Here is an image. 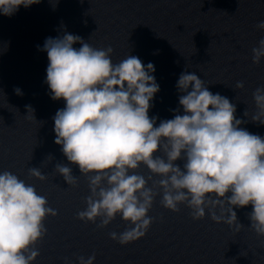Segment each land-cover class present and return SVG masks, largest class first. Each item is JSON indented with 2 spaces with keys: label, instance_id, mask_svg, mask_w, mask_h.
I'll return each instance as SVG.
<instances>
[{
  "label": "water",
  "instance_id": "95a60500",
  "mask_svg": "<svg viewBox=\"0 0 264 264\" xmlns=\"http://www.w3.org/2000/svg\"><path fill=\"white\" fill-rule=\"evenodd\" d=\"M260 20L264 0H40L10 17L0 14V172L10 171L33 185L58 213L44 221L47 233L36 245L40 255L33 264H64V257L78 264L76 256L93 253L94 264H264V236L250 227L251 205L234 208L243 225L237 232L213 221L207 209L199 220L185 205L172 212L161 206L158 195L149 212L154 222L143 237L125 245L109 237L128 226L119 215L105 228L97 227L99 218L96 223L79 220L90 194L88 178L54 142L53 117L65 101L51 99L45 83L47 53L37 48L67 31L94 47L111 46L113 63L128 54L145 65L153 63L160 91L149 116L158 117L157 126L174 118V109L183 114V93L176 84L182 72L195 73L209 91L236 105V117L246 121L240 127L264 137V124L251 120L256 110L252 93L264 84V58L254 64L251 53L264 37L255 27ZM237 81L244 82L243 89H235ZM28 105L35 119L26 117ZM58 163L72 169L75 186L55 171ZM176 163L182 167L184 161ZM29 168H39L47 179L29 176ZM140 172L150 175L144 166Z\"/></svg>",
  "mask_w": 264,
  "mask_h": 264
},
{
  "label": "clouds",
  "instance_id": "9594fccd",
  "mask_svg": "<svg viewBox=\"0 0 264 264\" xmlns=\"http://www.w3.org/2000/svg\"><path fill=\"white\" fill-rule=\"evenodd\" d=\"M39 2L0 0V14L10 17L21 6ZM255 27L264 31V20ZM77 43L79 48L74 47ZM37 48L47 53L45 83L51 99L65 101L53 117L54 142L88 178L90 194L77 213L79 220L96 223L99 218L97 227L105 228L119 215L128 226L109 237L125 245L146 234L159 195L161 206L172 212L185 205L199 220L207 209L213 221L237 232L243 225L234 208L251 205L250 227L264 236V137L240 127L246 121L236 117V105L227 97L213 94L195 73L182 72L176 87L183 93V114L174 109V118L160 120L157 126L158 117L149 116L160 91L153 63L145 65L130 54L113 63L111 46L94 47L67 31L46 38ZM251 53L252 62L260 64L264 37ZM243 88L244 82L237 81L235 89ZM14 91L22 94L19 88ZM252 97L256 110L251 120L264 124V84ZM26 108V117L35 119L34 109ZM244 116H249L247 109ZM178 160L184 161L182 167ZM141 166L150 175L142 174ZM55 171L69 185L77 184L68 165L58 163ZM28 173L47 179L39 168H29ZM57 214L33 185L10 171L0 172V264H33L40 255L36 245L47 233L44 221ZM63 259L72 264L68 257ZM95 259V253L75 257L78 264H94Z\"/></svg>",
  "mask_w": 264,
  "mask_h": 264
}]
</instances>
